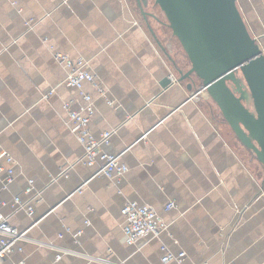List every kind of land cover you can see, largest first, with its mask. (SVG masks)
I'll use <instances>...</instances> for the list:
<instances>
[{
	"label": "crops",
	"instance_id": "1",
	"mask_svg": "<svg viewBox=\"0 0 264 264\" xmlns=\"http://www.w3.org/2000/svg\"><path fill=\"white\" fill-rule=\"evenodd\" d=\"M36 3L51 4L47 10L52 11V22L43 29L36 26V13L29 7ZM236 3L250 34L264 50V0ZM122 18L131 21L137 41L154 53L160 71L145 92L138 59L125 61L119 70L107 61L87 67L95 76V85L88 82L93 90L86 91L94 106L89 129L96 137L115 129L104 149L122 152L128 171L117 180L94 175L96 167L81 160L82 145L66 116L60 120L58 93L67 94L76 109L84 102L77 89L66 83L67 69L55 53L80 57L83 52L78 50L105 40L113 28L121 27ZM155 23L149 28L137 3L134 8L130 0H0V150L14 159L13 179L5 187L4 168L9 164L0 161V197L9 223L27 229L26 238L0 257V264H168L161 261L162 243L173 253L185 252L181 263L171 260L170 264H206V255L197 246L205 244L215 252L226 243L230 258L231 250L251 242L264 227V169L256 167V158L236 138L212 99L204 92L194 95V76L191 90L188 80L162 85L169 74L178 78L177 68L188 67L178 41L167 33L163 37L166 25L154 27ZM84 25L95 27L89 34ZM193 113L208 122L204 146L173 138L181 134L177 115L189 121ZM165 126L167 132L158 134ZM203 147H211L210 162L203 159ZM224 149L256 172L246 197L256 215L230 238L221 225L228 207L225 200L239 196L250 181L239 175L227 195L218 194L219 173L233 164ZM29 178L37 194L24 192ZM15 196L22 208L14 203ZM128 200L154 208L167 223L166 229L157 237L127 243L120 209ZM168 201L175 206L165 210ZM27 207L33 209L32 215L26 213ZM253 256L256 264H264V246L235 264H248Z\"/></svg>",
	"mask_w": 264,
	"mask_h": 264
},
{
	"label": "water",
	"instance_id": "2",
	"mask_svg": "<svg viewBox=\"0 0 264 264\" xmlns=\"http://www.w3.org/2000/svg\"><path fill=\"white\" fill-rule=\"evenodd\" d=\"M136 0L145 23L166 25L176 37L189 68H177L187 89L204 92L219 109L236 138L264 169V50L246 26L236 0H153L166 21ZM152 29V28H151ZM171 82L169 76L162 85Z\"/></svg>",
	"mask_w": 264,
	"mask_h": 264
},
{
	"label": "clouds",
	"instance_id": "3",
	"mask_svg": "<svg viewBox=\"0 0 264 264\" xmlns=\"http://www.w3.org/2000/svg\"><path fill=\"white\" fill-rule=\"evenodd\" d=\"M36 13L37 27L43 29L50 22H52V11L47 9L51 8V4H40L36 3L29 6ZM129 13L127 8L124 9V17H128ZM131 21L128 23L124 22L122 18V25L119 28H113L110 35L103 41H97L91 45L90 48L82 49L83 55L80 56V64L78 65L77 74H79L80 69L85 67H92L94 63L100 61L109 62L116 70H119L120 65L125 61L131 60L133 58L139 61V72L140 76L143 78L144 91L147 92L149 82H155L156 74L160 71L158 59L155 57L154 53L148 48V46L143 41H137L133 32L130 28ZM95 26L84 25L85 30L90 34ZM46 49L51 52V48L47 45ZM144 55H139L141 52ZM91 56L90 60H85L84 56ZM62 78V77H61ZM87 74L83 77L81 83L82 91H92L93 86L87 82ZM102 94V93H101ZM61 109L60 120L63 121L65 116H72L69 109L74 102L67 94H60ZM94 99V98H93ZM91 103V100H89ZM204 107L203 105L201 106ZM187 111V109H185ZM83 113L73 116V119H79V116ZM180 118L181 123V134L177 137H173L179 140H187L188 142H195L199 145L204 146V141L207 140L206 132L209 130V125L207 120L198 113L191 114L189 121H185L184 117L180 114L177 115ZM133 123H138V121H133ZM67 127V123L63 124ZM113 131L115 129H112ZM167 128L161 127L157 130L158 134H165ZM171 134L165 136L168 138ZM80 140V137H76ZM83 143V140H80ZM221 148L223 144L220 143ZM215 146L213 144L211 147ZM211 147H203L202 154L203 159L211 161V157L208 153L211 151ZM224 152L232 157L233 164L230 169L225 170L223 173H219L221 184L217 188L218 194L221 196L227 195L228 190L235 185L236 177L239 175H245L250 181L249 185L240 192L239 196L232 198L229 197L225 200L228 207L225 210L223 220L221 221L222 228L226 231L227 237L230 238L233 234L237 233L246 223L251 222L255 213L251 212V208L246 198L251 190V184L255 183L253 176L256 172L251 169L245 162L238 161L227 149ZM214 171H218L214 169ZM121 174L127 172V168H120L118 170ZM91 199V196L88 197ZM106 198H110L106 197ZM243 206L242 208L240 206ZM247 217V219L245 218ZM130 219H135V217H130ZM144 233L141 232V235ZM264 246V227H261L259 234L253 236L251 242H245L239 249L231 250V255L229 257V249L227 244L224 243L218 247V250L213 252L207 247V245L202 244L197 246V250L202 254L206 255V264H235L241 257L248 256L250 253H254L258 247ZM171 256L168 257V264H170ZM248 264H256L255 257L253 256Z\"/></svg>",
	"mask_w": 264,
	"mask_h": 264
},
{
	"label": "built area",
	"instance_id": "4",
	"mask_svg": "<svg viewBox=\"0 0 264 264\" xmlns=\"http://www.w3.org/2000/svg\"><path fill=\"white\" fill-rule=\"evenodd\" d=\"M55 58L59 62L63 63L67 69L66 83L77 89L84 102L83 107L80 109H76L72 103V106L69 109L72 116H66L70 130L76 135V137H80V140H83V143L78 140L83 148V155L81 157L82 162L85 165L96 167L94 175H105L109 178H116L118 180L123 175L118 170L120 168H127L126 164L121 160L122 152L113 154L108 153L104 149V147L109 143L112 133L111 129L104 130L98 137L94 136L90 131L89 121L94 112V106L90 94L86 91H82L81 83H78L82 82L83 77L87 74V82L95 85L94 74L90 72L87 67L80 69L79 74H77L78 65L81 62L80 57L71 59L67 55L57 52L55 53ZM168 76L172 82L177 81V78L173 74H169ZM98 89L100 90V88ZM51 92H49V94ZM89 100H91V103H89ZM80 113L83 114L79 116V119H73V116ZM1 160H4L7 164H9L6 168H4L6 175L2 180V185L5 187L13 179L14 159L6 150H0V161ZM0 170H3L2 166H0ZM24 192L27 194L38 193L32 178L27 180ZM14 203L19 208L23 207L19 196H15ZM2 205L3 201L0 197V257H3L6 253L10 252L14 245L19 241L24 240L27 232V229L19 230L9 223L8 217L2 211ZM174 206V201H168L164 209L169 210ZM120 212L124 217L123 233L125 235L126 242L129 244L134 243L140 237H157L167 227L165 220L154 208L145 204H140L134 200L126 201L120 209ZM26 213L28 215H32L33 209L31 207H27ZM130 217H135V219H130ZM141 232L144 234L141 235ZM160 249L163 251V255L161 256V261L163 262H168V257L171 256V260L181 263L185 256L184 251L173 253L163 243L160 245ZM59 257L60 255L57 256V258Z\"/></svg>",
	"mask_w": 264,
	"mask_h": 264
},
{
	"label": "rangeland",
	"instance_id": "5",
	"mask_svg": "<svg viewBox=\"0 0 264 264\" xmlns=\"http://www.w3.org/2000/svg\"><path fill=\"white\" fill-rule=\"evenodd\" d=\"M130 1H131V3H132V6H133L134 8H136V3L134 2V0H130ZM146 9H148V10H150V11H153V12L158 16V18H159L160 20L166 21V19H165L163 13H162L161 10L158 8V6L153 5V0H150L149 5L147 6ZM149 23H154V20L150 19V20H149ZM156 25H157V24L155 23V26H154V27H156ZM164 31H165V32H164V34H163V35H164L163 37L166 38L165 33H167V34H169L173 39L177 40L176 37L172 36V34H171V30H170L167 26H166V28H165ZM177 41H178V40H177ZM177 45H178L177 47L180 48V54H181V55L185 58V60H186V63L184 64L185 67H188V68H189V61H188V59H187V57H186V55H185V53H184V51H183L181 45L179 44V42L177 43ZM178 67H180V65H178ZM196 86L199 87V82H198V80H197V84H196ZM211 101H212V100H211ZM254 159H255V158H254ZM254 163H255V165H256V167H257L258 169H261V170L263 169L262 165H261L259 162H256V159L254 160Z\"/></svg>",
	"mask_w": 264,
	"mask_h": 264
},
{
	"label": "bare ground",
	"instance_id": "6",
	"mask_svg": "<svg viewBox=\"0 0 264 264\" xmlns=\"http://www.w3.org/2000/svg\"><path fill=\"white\" fill-rule=\"evenodd\" d=\"M203 93V92H202Z\"/></svg>",
	"mask_w": 264,
	"mask_h": 264
}]
</instances>
